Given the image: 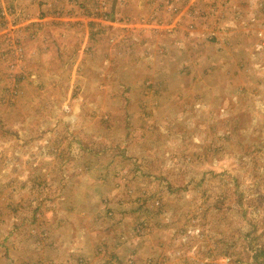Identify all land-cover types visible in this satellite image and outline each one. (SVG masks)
Listing matches in <instances>:
<instances>
[{
	"label": "rangeland",
	"instance_id": "374dc122",
	"mask_svg": "<svg viewBox=\"0 0 264 264\" xmlns=\"http://www.w3.org/2000/svg\"><path fill=\"white\" fill-rule=\"evenodd\" d=\"M245 220L264 0H0V264H246Z\"/></svg>",
	"mask_w": 264,
	"mask_h": 264
},
{
	"label": "trees",
	"instance_id": "16d2710c",
	"mask_svg": "<svg viewBox=\"0 0 264 264\" xmlns=\"http://www.w3.org/2000/svg\"><path fill=\"white\" fill-rule=\"evenodd\" d=\"M237 200V207L241 208V206L238 205V203L242 200V194L236 195ZM246 211H242L243 216H245ZM245 223H249L247 220H245ZM254 227L253 224H247L242 237L243 241L245 243V251H246V264H264V248L262 245L258 244V237L254 235ZM230 251H226L225 256H228L229 258H232V253H229ZM231 260H234L233 258ZM241 263L240 260H236ZM79 263L82 264V259H79Z\"/></svg>",
	"mask_w": 264,
	"mask_h": 264
}]
</instances>
